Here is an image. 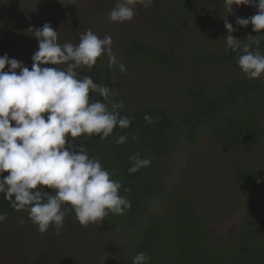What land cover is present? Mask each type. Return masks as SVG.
Returning <instances> with one entry per match:
<instances>
[{
	"label": "rangeland",
	"instance_id": "374dc122",
	"mask_svg": "<svg viewBox=\"0 0 264 264\" xmlns=\"http://www.w3.org/2000/svg\"><path fill=\"white\" fill-rule=\"evenodd\" d=\"M181 1L153 0L150 8L138 5L132 21L114 23L109 22L108 13L116 0H0V56L7 54L30 69L38 42L29 29L41 28L44 23L58 32L60 44H78L80 34L88 29L100 38L109 35L120 61L122 44L128 39L180 55L176 68L151 59L122 62L127 71L121 73L116 68L112 80L118 94L132 107L159 105L170 110L173 123L167 132L169 152L159 161L162 175L168 187L183 179L190 181L193 195L216 216L208 215L206 219L216 232L222 233L235 228L245 210L244 197L230 181L232 159L264 176V142L230 148L201 136L192 152L174 122L180 114V94L193 84L190 60L199 59L198 74L203 79L214 81L224 77L227 68L213 64L205 55L226 44L225 19L235 29L234 38L240 41L256 33L251 24L241 27L236 19L254 16L257 10L253 6L233 5L234 12L228 14L223 0H188L195 12L182 27ZM164 21L178 25L176 33L167 30ZM97 62L108 60L104 56ZM21 218L23 224L19 223ZM65 222L59 235L52 227L41 234L28 213L8 217L0 223V264H128L126 251L123 252L128 245L123 232L124 236L130 234L123 219L117 221L108 215L100 224L87 227L79 225L76 217Z\"/></svg>",
	"mask_w": 264,
	"mask_h": 264
},
{
	"label": "clouds",
	"instance_id": "9594fccd",
	"mask_svg": "<svg viewBox=\"0 0 264 264\" xmlns=\"http://www.w3.org/2000/svg\"><path fill=\"white\" fill-rule=\"evenodd\" d=\"M152 3L153 0H116L108 13L109 22H130L138 5L148 8ZM223 4L228 14L234 12L233 5L255 7L254 16L237 17L236 24H251L256 33L264 29V0H223ZM224 27L228 33L227 47L239 51L242 41L232 35V24L225 19ZM29 31L38 42L30 69L7 54L0 56V194L11 208L27 211L41 234L52 227L59 235L66 226L68 211L75 213L82 227L98 225L110 213L123 215L131 204L126 195L120 194V181L113 179V173L74 140L82 136L106 140L117 126L130 127L132 118L121 115L119 110L124 103L114 99L116 90L108 84L95 83L91 76L80 75L104 56L109 68L118 66L125 73L127 66L113 51L109 35L100 38L88 29L80 34L78 44H60L58 32L49 23ZM249 37L257 47L252 49L244 44L237 64L245 77L259 79L264 76V54L259 51L264 33ZM90 93L98 94L102 100L91 101ZM158 119L145 115V125ZM132 139L139 137L133 135ZM127 140V135H120L116 143L124 144ZM129 160V173L152 162L151 157L141 158L140 153H134ZM6 218V213H0V223ZM19 223L24 220L21 218ZM150 260L146 253L139 252L132 264H148Z\"/></svg>",
	"mask_w": 264,
	"mask_h": 264
},
{
	"label": "trees",
	"instance_id": "16d2710c",
	"mask_svg": "<svg viewBox=\"0 0 264 264\" xmlns=\"http://www.w3.org/2000/svg\"><path fill=\"white\" fill-rule=\"evenodd\" d=\"M181 11L179 25L186 27L187 18L195 9L188 0H182ZM164 25L176 33L178 25L171 26L166 21ZM262 33L264 29L248 35L239 51L234 52L222 44L220 49L205 55L213 64L228 70L217 80L203 79L198 74L199 59L190 60L193 84L180 94L182 104L174 126L192 152H195L201 136L230 148L264 142V78L248 79L237 64L244 44H249L252 49L257 47L249 36ZM259 51L264 54V38L260 40ZM119 55L121 62L151 59L169 68H176L180 58L173 50L165 53L135 39L125 40ZM116 68L118 66L109 68L108 63L97 62L90 70L81 71L80 75L91 76L95 83L108 84L115 89L112 79ZM116 93L114 99L124 103V108L119 110L121 115L132 118L130 127L120 129L117 126L106 140H100L98 136H82L74 143L82 144L91 157L99 159L102 166L113 173L112 178L122 185L120 194L126 195L130 201L131 207L123 215L109 214L117 221L123 219V225L130 234L124 236L123 232L128 244L123 251H126L128 264H132V258L139 252L151 257L148 264H264V176L257 174L249 165L232 159L228 172L230 181L238 194L244 197L245 210L235 228L216 232L206 219L208 215L216 216L193 195L191 182L183 179L168 187L162 175L159 161L164 160L169 152L167 132L173 123L170 110L159 105L135 108L126 103L117 90ZM90 100L102 98L90 93ZM145 115L158 116L159 119L146 126ZM120 135L128 136L126 143H116ZM133 135L139 139L133 140ZM134 153H140L141 158L151 157L150 166L129 173L132 166L129 157ZM257 178L260 183H257ZM125 189L130 191L125 192ZM65 207L70 208L68 205ZM0 213H6L8 218L28 212L11 208L0 194ZM72 217L75 213L68 211L65 220Z\"/></svg>",
	"mask_w": 264,
	"mask_h": 264
}]
</instances>
